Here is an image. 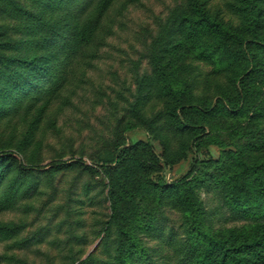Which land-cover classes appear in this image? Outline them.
Wrapping results in <instances>:
<instances>
[{"label":"rangeland","instance_id":"374dc122","mask_svg":"<svg viewBox=\"0 0 264 264\" xmlns=\"http://www.w3.org/2000/svg\"><path fill=\"white\" fill-rule=\"evenodd\" d=\"M196 1L117 0L100 26L94 57L76 68L67 86L33 107L15 109L13 104L8 115L0 116V149L20 151L28 167L25 173L15 174L22 189L13 205L0 211V264H121L120 247L131 242L121 233L123 221L112 220L111 193L124 188L130 201H120L125 211L135 205L140 208L139 217L166 226V232L173 229L182 234L186 223L179 207L171 200L162 204L153 189L141 193L158 175L167 184L187 175L189 180L194 178L192 185L213 232L251 226L253 220L236 215L208 177L216 174V162L225 160L237 146L246 148L248 161H264V143L252 139L248 118L205 117L188 111L193 120L211 126L210 141L201 145L197 155L189 150V140L175 136L166 155L161 140L169 112H180L175 109L176 92L184 91L185 102L198 106L209 105L221 95L235 96L240 89L244 65L203 58L204 42L218 39L201 32L200 40L186 41V35L177 30L175 17L188 16ZM199 1L212 15L218 14L224 27L231 25L242 32L238 9L246 0ZM9 3L13 12L16 8L48 16L40 1L0 0V43H10L0 49V69L7 57L31 58L44 52L24 31L22 21L12 16ZM13 70L29 72L16 63ZM260 77L262 86L264 72ZM129 125L140 129L125 132ZM259 129L264 133V122ZM126 137L132 145H141L129 174H108L79 164L56 171L47 167L52 162L106 157ZM161 157L169 162L158 160ZM207 184L212 188L207 189ZM159 241L146 244L149 257L156 264H179L181 256ZM143 252L135 251L139 256ZM134 262L147 264L136 258Z\"/></svg>","mask_w":264,"mask_h":264},{"label":"trees","instance_id":"16d2710c","mask_svg":"<svg viewBox=\"0 0 264 264\" xmlns=\"http://www.w3.org/2000/svg\"><path fill=\"white\" fill-rule=\"evenodd\" d=\"M37 1L45 4L47 17L16 8V12H13V3L8 4L12 16L14 14L22 21L24 31L33 36L37 45H42L44 52L31 58H5L6 62L0 69V80L3 83L0 87V116L8 115L13 110V104H17L15 109H27L42 100H48L51 95L67 86L76 68L94 57L93 50L100 26L117 0ZM190 7L188 16L175 17V26L186 35V41L189 38L200 40L199 34L206 32L218 41L204 42L203 58L213 56L221 62H238L244 65V69L240 75L238 94L232 97L218 96L209 105L190 106L185 102L184 91L176 92L175 101L178 104L175 109L180 112H169L167 129L162 130L161 140L166 155L174 136L189 140V150L196 155L201 145L209 143L211 126L193 120L187 115L188 111L202 113L205 117L221 115L248 118L251 123L248 132L253 134L252 139H256L257 143H264V133L259 131L264 122V82L262 86L258 83L264 72V34H261L264 26V0H246V4L238 9L243 22L242 32L231 28V25L224 27L218 14L212 15L205 8L204 2L197 0ZM4 43H0L2 50L10 47L9 42ZM13 63L29 72H15ZM136 129L140 128L129 125L125 132ZM25 142L21 147H25ZM222 142L223 140L219 143L220 146L224 145ZM140 146L132 145L126 137L116 146L113 154L106 157L90 162L82 159L52 162L47 167L56 171L79 164L86 169L96 166L108 174L118 171L129 174L135 169L133 162ZM248 147L251 148V145ZM247 152L245 147L237 146L235 152L227 153L225 160L216 162V174L208 177L216 185L214 189L220 191L226 204L236 215L253 220L249 227L234 226L213 232L207 226L203 201L192 185L194 178L189 180L188 175L170 184H167L164 176H154L153 181L148 182L141 190V193H147L153 189L162 204L171 200L179 207L186 223L182 234L173 229L166 232V226L158 225L148 217H139L140 208L135 205L125 211L120 206V201L130 202L125 195L128 192L125 188L123 192L113 191L112 220L123 221L121 233L131 242L128 247L121 245L120 263L136 264V258L147 264H156L149 257L151 254L146 244L152 239H160L157 244H168V247H172L181 256L179 264H264V161H248ZM196 159L192 167L197 163ZM158 160L169 162L163 157ZM27 170L20 151L0 149V211L11 207L22 189V184L17 185L18 178L15 174L25 173ZM199 179L200 183H205L201 177ZM206 187L212 188L208 184ZM139 249L144 251L141 256L135 253Z\"/></svg>","mask_w":264,"mask_h":264}]
</instances>
